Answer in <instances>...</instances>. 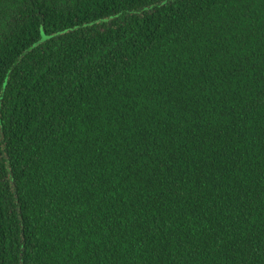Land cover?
<instances>
[{
	"label": "trees",
	"instance_id": "16d2710c",
	"mask_svg": "<svg viewBox=\"0 0 264 264\" xmlns=\"http://www.w3.org/2000/svg\"><path fill=\"white\" fill-rule=\"evenodd\" d=\"M0 264H264V0H0Z\"/></svg>",
	"mask_w": 264,
	"mask_h": 264
}]
</instances>
